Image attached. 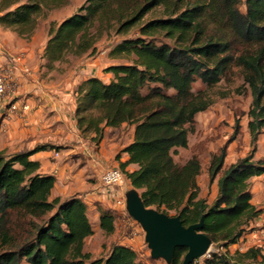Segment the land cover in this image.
<instances>
[{
	"label": "trees",
	"instance_id": "obj_1",
	"mask_svg": "<svg viewBox=\"0 0 264 264\" xmlns=\"http://www.w3.org/2000/svg\"><path fill=\"white\" fill-rule=\"evenodd\" d=\"M242 3L245 11L240 9ZM13 5L3 6L0 24L30 35L42 1ZM159 6L164 9L162 16L143 22L139 35L112 47L110 54L125 61L104 68L111 73L108 80L91 75L77 85V127L83 134L93 133L91 140L99 145L108 126H133V140L116 158L128 154L119 168L140 191L145 205L169 215L173 211L185 225L203 217L202 231L215 246L226 249L210 251L198 264H264L261 246L242 253L253 262L232 257L228 249L264 211L253 203L251 189V179L264 174V159L254 158L264 128V0H86L76 12L50 26L46 64L53 66L70 51L92 50L97 37L90 29L96 23L98 31L108 29L112 21L120 32L127 31ZM233 65L242 66L252 89L253 147L226 167L227 146L212 156L208 172L210 181L217 178V193L208 202L199 195L200 160L192 156L180 163L174 155L188 147L196 114L210 105L204 93L193 90V83L201 79L213 86ZM238 126L239 120L230 140ZM53 148L60 145L43 143L9 154L0 151V264H145L125 243L113 244L105 256L96 258L85 250V240L94 232L87 203L78 195L53 197L56 176L40 172V162L30 158ZM129 163L138 168L127 170ZM12 214L19 220L29 217V235L17 233L22 225ZM99 218L106 233L114 232V210H101ZM187 250L176 247L171 264H182Z\"/></svg>",
	"mask_w": 264,
	"mask_h": 264
},
{
	"label": "rangeland",
	"instance_id": "obj_2",
	"mask_svg": "<svg viewBox=\"0 0 264 264\" xmlns=\"http://www.w3.org/2000/svg\"><path fill=\"white\" fill-rule=\"evenodd\" d=\"M28 1L29 0H0V14L6 10L5 8L3 9V6L7 3L12 7L14 3ZM41 1L43 9L36 17V24L33 32L30 35L27 33L22 34L19 32L18 28L0 24V43H7L8 45H6V47L11 50L15 56L30 46L33 50H36L34 61H37L38 58H45L43 65L46 66L47 72H58V75L55 74L57 76L63 75V77H66V80L69 76L74 75L78 84L85 77L87 78L89 75L96 73H102L104 78H109L111 73L104 71V68L111 64L125 61V57L123 56L114 57L110 54L112 47L126 37L139 35V28L143 22L153 17L162 16L164 12L162 6L156 7L146 13L142 20L135 26L127 31L121 32L118 30V25L114 24L113 21L108 25V29H102L101 31H98V23H96L90 29V32L97 37L92 50L90 49L80 54L70 51L62 60L52 62L53 66L50 67L46 64L48 60L47 57L44 56L45 50L43 48L50 37V26L57 25L64 18L76 12L86 0ZM240 9L245 11L244 3L240 5ZM160 38L162 39L163 37L161 36ZM256 46L257 45H254L252 50L255 49ZM242 48L243 47L240 46V49ZM41 52H43L42 55H40ZM2 68L6 69L3 64H0V69ZM52 77L56 78V76ZM193 90L195 92L201 91L204 93L210 105L205 110L196 114L195 122L188 134V147L180 148L175 153L174 157L180 163H184L192 156H196L200 160L202 169L198 176L199 195L208 202H211L217 193V178L213 182L210 181L208 172V166L212 156L219 153L222 147L227 146V156L225 158L226 167L237 159L246 156L252 150L253 146L249 131V111L253 95L251 86L244 78V69L240 65H233L223 76L221 81L213 86H209L201 79H197L193 83ZM237 120H239V132L230 140L234 134ZM128 126L130 125H127L126 128H128ZM85 134H90V132ZM256 146L257 150L254 153V158L264 159V128L258 137ZM99 184L101 188L100 191L107 194L110 188H122L123 192L121 195H123L124 198L126 189L132 187L126 177L122 185L106 187L101 183V180ZM251 189L253 203L258 208L264 209V174L251 179ZM85 194H88V191L84 192L83 196ZM66 195L67 193H63L61 197L64 198ZM121 195L111 200V204L116 207L114 209L110 208L116 213L115 230L112 233H106L100 227L98 212L96 209L88 207V215L92 222L94 232L86 238L85 250L91 253L92 258H96L105 256L110 251L113 244L125 243L137 251L139 259L145 264H168L163 258L151 257L150 249L145 241V231L134 218L130 217L125 207L122 208L116 204V198L118 199ZM83 196L82 198L87 200V198ZM169 213L172 215L174 214L173 211ZM11 218L13 220H18L20 225H22L16 230L17 233L29 235L31 232V225L27 222L29 217L26 220H19L18 216L12 214ZM33 219L35 221L37 220L36 218ZM252 246H261L264 249V211L246 226L245 235L237 243L229 245V254L234 258L244 259L245 257L242 253ZM217 249L222 251L226 250L223 246L218 247L212 244L210 251ZM204 257L205 256L193 261L192 264H198ZM244 261L253 262L250 258H245Z\"/></svg>",
	"mask_w": 264,
	"mask_h": 264
},
{
	"label": "crops",
	"instance_id": "obj_3",
	"mask_svg": "<svg viewBox=\"0 0 264 264\" xmlns=\"http://www.w3.org/2000/svg\"><path fill=\"white\" fill-rule=\"evenodd\" d=\"M6 45L0 43V64L12 76L14 90L7 99L0 97V151L9 154L31 150L43 143L60 145L59 149L40 150L30 156L40 162V172L56 176L52 196L67 193L66 197H82L88 191L84 195L87 200L83 199L89 208L96 209L99 217L101 210L116 208L111 200L120 196L123 189H108L107 194L100 191L99 183L107 167H119L121 161L128 159L126 152L120 159L116 155L133 140V126L126 128V123L119 127L108 126L104 138L97 145L91 140L93 133L82 134L77 127L74 112L78 82L74 75L66 80L63 75L57 76L58 72H47L43 65L45 58L34 61L36 50L30 46L20 53L22 61L13 62L15 54ZM93 75L105 80L111 77L106 79L102 73ZM12 99L18 104L29 103L30 109L12 111L8 105ZM137 168L136 163L126 166L129 171Z\"/></svg>",
	"mask_w": 264,
	"mask_h": 264
},
{
	"label": "water",
	"instance_id": "obj_4",
	"mask_svg": "<svg viewBox=\"0 0 264 264\" xmlns=\"http://www.w3.org/2000/svg\"><path fill=\"white\" fill-rule=\"evenodd\" d=\"M125 209L145 231V241L152 258H163L171 264L176 247L187 246L182 264L208 255L213 241L202 231L203 217L185 225L178 215H169L155 207L146 206L138 189L125 191Z\"/></svg>",
	"mask_w": 264,
	"mask_h": 264
},
{
	"label": "built area",
	"instance_id": "obj_5",
	"mask_svg": "<svg viewBox=\"0 0 264 264\" xmlns=\"http://www.w3.org/2000/svg\"><path fill=\"white\" fill-rule=\"evenodd\" d=\"M22 59L23 56L21 54H18L12 59V61L20 62L22 61ZM13 90H14V84H13L12 76L9 74L7 69H3V68L0 69V97L7 99V96ZM8 105L12 111L21 110L22 112H24L30 109L29 103L23 102L21 104H18L14 99L8 102ZM124 179L125 177L123 172L119 167L116 166L107 167L101 175V183L106 187H114L116 185H122ZM116 204L121 206L122 208L125 207V198L123 195H121V197H119L118 199L116 198Z\"/></svg>",
	"mask_w": 264,
	"mask_h": 264
}]
</instances>
